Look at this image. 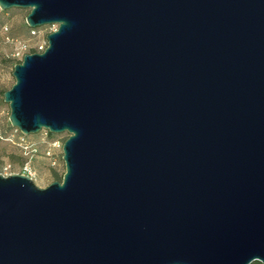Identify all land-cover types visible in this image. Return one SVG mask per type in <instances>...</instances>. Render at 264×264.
<instances>
[{"label": "water", "instance_id": "1", "mask_svg": "<svg viewBox=\"0 0 264 264\" xmlns=\"http://www.w3.org/2000/svg\"><path fill=\"white\" fill-rule=\"evenodd\" d=\"M58 24L4 93L68 132L46 188L0 174V264H264V0H0Z\"/></svg>", "mask_w": 264, "mask_h": 264}, {"label": "rangeland", "instance_id": "2", "mask_svg": "<svg viewBox=\"0 0 264 264\" xmlns=\"http://www.w3.org/2000/svg\"><path fill=\"white\" fill-rule=\"evenodd\" d=\"M30 9L14 7L0 13V174L4 167L12 174L32 171V178L40 188L62 180L66 172L63 146L70 133L46 135V129L38 133L24 134L10 122V105L4 93L16 79L14 67L32 50H44L48 46L47 35L55 31L51 26L39 27L38 35L32 34L26 17Z\"/></svg>", "mask_w": 264, "mask_h": 264}, {"label": "built area", "instance_id": "3", "mask_svg": "<svg viewBox=\"0 0 264 264\" xmlns=\"http://www.w3.org/2000/svg\"><path fill=\"white\" fill-rule=\"evenodd\" d=\"M3 10H2V8L0 7V13L2 12ZM48 26H51L54 30H57L58 29V24H50V25H48ZM40 33V31H39V29H37V28H32V34L33 35H38ZM45 50V49H44ZM44 50H40L39 52H42V51H44ZM49 130H46V135L48 136V134H49ZM8 169H9V166H5L4 167V173H3V175H5V176H9V175H11L12 173H9V172H7L8 171ZM25 170H26V175H28V176H32V171H31V169L30 168H28V167H25Z\"/></svg>", "mask_w": 264, "mask_h": 264}, {"label": "trees", "instance_id": "4", "mask_svg": "<svg viewBox=\"0 0 264 264\" xmlns=\"http://www.w3.org/2000/svg\"><path fill=\"white\" fill-rule=\"evenodd\" d=\"M37 29H39V27H36ZM32 30V29H31ZM33 52H39L38 50H32V53ZM20 62H22V61H19V63ZM7 91V90H6ZM49 134L50 135H53V133L52 132H49ZM60 181H62L61 179H60ZM251 264H263L262 262H260V261H254L253 263H251Z\"/></svg>", "mask_w": 264, "mask_h": 264}]
</instances>
